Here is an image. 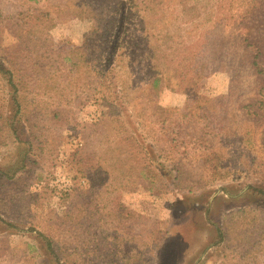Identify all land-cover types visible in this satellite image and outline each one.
<instances>
[{
    "label": "rangeland",
    "instance_id": "374dc122",
    "mask_svg": "<svg viewBox=\"0 0 264 264\" xmlns=\"http://www.w3.org/2000/svg\"><path fill=\"white\" fill-rule=\"evenodd\" d=\"M202 1L0 0L9 67L0 68V264H264V126L247 116L258 82L240 38L249 31ZM77 19L91 24L82 40L53 42V28ZM251 31L262 32L250 44L264 71V29ZM173 79L188 101L166 113L157 100ZM196 90L208 99L198 102ZM119 135L127 165L149 164L140 144L153 152L160 190L137 186L135 171H111L99 186L82 173L90 138L100 148ZM205 149L221 153L227 173L208 189L200 185L212 178L195 160ZM18 162L24 168L6 175ZM58 169L70 187L56 183ZM125 194L141 198L127 203ZM249 208L258 225L248 232L246 218L230 216ZM218 230L230 233L220 246ZM248 241L257 243L252 256Z\"/></svg>",
    "mask_w": 264,
    "mask_h": 264
},
{
    "label": "trees",
    "instance_id": "16d2710c",
    "mask_svg": "<svg viewBox=\"0 0 264 264\" xmlns=\"http://www.w3.org/2000/svg\"><path fill=\"white\" fill-rule=\"evenodd\" d=\"M200 4H202L208 10L211 8L213 14L218 11L221 12L224 7L226 8V10L229 9V14L233 15L234 13V16H232V19L234 18V22L238 25L244 24V27L248 29L249 34L248 35L241 34L240 38L245 40L244 42L248 44L247 50L251 48L253 49L251 66L252 68L256 69L258 87L256 89L257 94L255 95V99L250 102L253 110L249 107L247 116L251 115L253 120L252 122L253 123L255 122L257 128L260 126V124L264 126V94H263L264 71L260 68V64H259V60L262 56V52L259 46H253L250 44V41L257 40L252 38V35H256V34L259 35L260 33H262V32H252L251 30L256 29L257 31H261V29H264V0H203ZM225 5H227V7ZM214 6L217 7L215 8ZM242 9H244V12L242 14H238L237 10H239V12L241 13ZM29 10H32V8H29L25 13H28ZM189 11H192V9H190ZM242 15H243V21L240 20ZM225 20L228 22L227 18L223 19V21L220 20L218 28H221ZM224 32L225 31L223 30L222 33L224 34ZM215 46L216 45L212 47V51H216ZM98 66L100 67V65ZM0 68L3 69L9 67L6 66L4 62L0 61ZM4 73L6 76L9 77V82L14 88L15 93H19L20 90L18 91V86L14 84L17 79V76H15V74L13 72H10L9 70H4ZM95 73L97 75V72ZM160 82L161 80L158 78L155 81V86H157ZM102 84L105 85L104 82ZM196 97H197L196 100L198 102H202L208 99L207 94L201 92L200 90H196ZM15 101L19 114L25 116L27 107L25 105L24 107H22L21 106L22 103L18 98H15ZM254 108H257V111H254ZM162 111L166 113L168 112V110L164 108L162 109ZM53 115L55 117H58L56 113H54ZM13 120L14 118L12 117L7 118V124L11 123ZM121 123L118 124V127L119 125L121 126V128L123 127V125L128 126L127 123H123V122ZM125 129L128 128L125 127ZM105 136L106 135H99V137L102 138H104ZM90 139L91 142L88 148L80 155L78 165L81 169L84 170L82 173L84 175H87L92 180L93 186L107 185L109 180H111V171L115 173L118 172L120 177H126V178L132 176L133 172L135 171L141 181L137 183V186H142L143 189H146V191L150 193H154V191L161 189V185H162L161 180L164 179L165 173L163 169H161L160 167L156 166V164H154V160L152 159L153 158L152 151L147 150V148H145L143 145L140 144L138 150H141V152L145 154V159L149 161V164L147 166L133 165V162L131 163L130 160H128L130 164L127 165L126 159L128 156H126V152H124V150L122 149L123 147L122 145L124 141V137L122 135H119L117 139L113 143H110L108 146H104V144H100L99 146L100 148H97V145L94 144L96 142L95 138H90ZM196 144L199 145L201 143L196 142ZM195 160L199 163H202L204 172L207 175H210L213 181V182L205 183V186L204 184L203 186L200 185V187H202L203 189L206 187L207 189L210 187H215L218 184V182L222 181L227 176V173L224 172L223 166L220 165V162L222 160L221 153L210 152L208 151V149H205L202 152H196ZM20 166H22L23 169L24 163L23 162L16 163L13 166V168H10L9 171L6 172L7 173L6 175L10 176L12 175V173L16 174V171H18L19 169L18 167ZM121 183L123 184L122 181ZM250 191L253 192L255 191V189H250ZM251 211L252 209L249 208L245 210H240L237 213L232 214L230 216V222L233 224L234 219L236 221L238 219L246 218V221L243 222V226L247 228V231L249 232L254 228L257 229L258 220L255 218H249ZM229 235L230 233L223 232L222 230H218L216 238L214 239L215 245L220 246L221 244L226 243ZM256 246L257 243L254 244L253 241H248L247 246L244 248L245 255L252 256Z\"/></svg>",
    "mask_w": 264,
    "mask_h": 264
},
{
    "label": "clouds",
    "instance_id": "9594fccd",
    "mask_svg": "<svg viewBox=\"0 0 264 264\" xmlns=\"http://www.w3.org/2000/svg\"><path fill=\"white\" fill-rule=\"evenodd\" d=\"M91 24L87 21H80L79 19L72 21L71 26L68 24L58 25L53 28L50 32V36L52 37L53 42L59 43L65 39H73V40H82L83 34L85 32L90 31ZM178 86V82L176 80L171 81V87H164L157 100V103L160 107L165 109H176L177 111H182L188 101V96L186 93L175 91ZM61 187H70L71 179L63 172L62 169L57 170V181ZM141 197L139 195H129L125 194V202L127 203H135ZM174 203V200L172 201ZM58 204V199L53 198V207H56Z\"/></svg>",
    "mask_w": 264,
    "mask_h": 264
}]
</instances>
